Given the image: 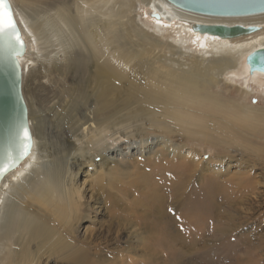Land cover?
I'll return each mask as SVG.
<instances>
[{"label": "rangeland", "instance_id": "374dc122", "mask_svg": "<svg viewBox=\"0 0 264 264\" xmlns=\"http://www.w3.org/2000/svg\"><path fill=\"white\" fill-rule=\"evenodd\" d=\"M130 1L135 4L133 8L121 9L119 3L112 4V14L121 13L127 31L120 49L123 55L151 50L155 58L175 69H187L197 62L203 63L195 47L193 51L170 48L167 35L157 38L159 44L152 46L151 41H156L151 31L144 27L146 20H150L149 13L143 15L144 10L138 6L139 0ZM12 2L19 12L29 16L32 23H42L54 14L52 7L41 3H33L32 6L30 2L25 4L21 0ZM29 56L31 72L23 79L22 92L29 115L33 118L35 132L41 126L42 135L37 143H41L42 149L38 151V157L41 163H46L51 161L52 151L62 152L67 145L85 146L90 128H95V125L88 123L84 126V121H80L72 128L58 117L60 110L71 105L66 98L61 99L60 86L73 75L66 64L67 54L62 52L59 43L55 41L51 45L41 41ZM134 63L135 60L130 65ZM87 65L94 70V63ZM219 81L220 88L226 85L228 92H238L243 104L251 107L252 112H258L252 117L264 114V77L254 79L252 76L228 74L221 76ZM59 101L62 103L60 110L57 108ZM82 113L84 117L92 118V111L84 110ZM164 117L162 121L169 122L171 130H161L145 117L142 118L144 122L132 119L126 128L115 127L98 147L88 151L84 149L83 156H70L69 168H72V172L68 176L81 200V218L75 219V223L68 221L69 226L55 223L48 239L30 243L27 250L18 244H10L0 251V264H163L170 256L190 264H264V120L244 118L240 121L237 118L236 122L255 126V129L230 134L217 128L219 123H225V117L220 114L219 120H214L215 131H208L210 135L216 133V137L209 139L202 134L212 130V127L207 129L209 125L206 126V122L199 118L189 120L187 126L190 133L185 136L176 130L178 127L175 123ZM190 160L198 166L200 175L191 180L186 194H180L170 187L167 189L169 192L162 188L161 194L164 195L160 201L148 196L146 191L157 186L159 181L155 179L152 186L145 184L142 178L144 174L152 173L158 163L170 161L166 166L171 165L177 170L182 163L190 165ZM213 183L219 191H226L228 198L224 200L225 193L219 195L221 210L228 212H224L226 215L223 219L229 223H223L238 222L237 226L234 225L236 231L231 240L221 242L210 236L193 238L191 229L186 226L185 231L183 229L181 209L189 201L188 194L202 198ZM101 184L105 186L103 193V188H98L102 187ZM104 194H108L107 198ZM161 205L167 206L163 209ZM226 205L232 208H224ZM160 217H164L165 221ZM168 233L173 235H166Z\"/></svg>", "mask_w": 264, "mask_h": 264}, {"label": "bare ground", "instance_id": "6f19581e", "mask_svg": "<svg viewBox=\"0 0 264 264\" xmlns=\"http://www.w3.org/2000/svg\"><path fill=\"white\" fill-rule=\"evenodd\" d=\"M21 1L25 4L30 2L31 5L41 3L54 9L52 16L36 24L32 23L25 13L19 12L10 0L23 39L27 44V53L20 59L23 79L31 72L30 51L38 47L41 41L51 45L55 41L58 42L62 52L67 54L66 64L70 66L69 70L73 73L72 77H67L66 83H62L59 91L63 95L60 96L61 99L66 98L71 105L68 108L66 105L60 110L62 103L59 101L58 117L70 124L72 128L80 121H84V126L88 123L94 124L95 128H90L91 132L86 137L85 146L83 144L77 147L67 145L62 152L52 151L51 161L41 163L38 151L42 147L37 140L42 135V129L41 126L37 127L35 132L33 118L28 111V121L33 137L32 152L15 171L5 177L0 186V251L8 248L10 244H18L19 247L27 250L30 243L48 239L53 233L55 223L69 226L68 221L71 223L81 218L79 214L81 200L71 184V177L68 176L69 172H72V168L70 167L71 170L69 168V158L75 154L83 156L84 149L88 151L98 147L115 127L126 128L132 119L144 122L145 117V120L158 126L159 129L171 130V124L162 121L165 116L164 119L175 123L179 128L176 130L186 136L190 133L187 126L189 120L199 118L206 122V126L209 125L207 129L212 127V130H206V134L202 135L214 139L216 133L210 135L208 131H215L214 120H219L220 114L225 117V123H219L217 128L230 134L239 133L244 129H255V126L241 125L240 121L244 118L252 121L264 120V114L252 117L258 112L255 110L252 112L251 107L245 106L238 92H228L229 88L226 85L220 88L221 81H219L221 76L228 74L252 76L254 79L264 77L263 73L251 74L247 63V59L253 53L264 50V13L234 17L207 16L182 10L167 0H139L138 6L144 10L143 15L149 13L150 20H146L149 23L145 22L144 27L151 31L154 41L157 42L151 41L152 46L156 47L159 44L157 38H164L167 35L166 39L172 46L169 45L170 48L193 51L195 47V51L200 54L202 61L204 60L203 63L197 62L187 69H175L155 58L151 50H142L128 55L121 53L122 40L127 36V31L120 17L121 13L112 14L114 8L112 4L119 3L121 9L133 8L135 4L130 0ZM195 25L242 26L258 29L234 39H220L198 33L194 29ZM134 60L135 63L130 65ZM205 61L207 63H204ZM89 62L94 63V70L89 69L87 65ZM127 65L130 66L127 67ZM84 110L92 111V118L84 117L82 113ZM237 118L240 119L239 122H236ZM241 135L245 136V134ZM170 163V161L158 163V166L152 169V173L151 171L143 173L142 178L145 184L151 185L155 179L159 181L157 186L151 187L149 192L146 191L150 198L160 201L164 195L161 194L162 188L167 190L170 187L179 191L180 194H186V189L192 184L191 180L199 174L198 166L191 160L190 165L182 163L177 170L171 165L166 166ZM98 188H103L102 193L105 191L103 185ZM222 193L226 196L224 200L228 199L226 191H219L213 183L210 191H207L202 198H195L188 194L189 201L181 209L184 231L186 226L191 229V231L188 230L193 238L210 236L221 242L231 240L236 231L234 225L237 226L238 222L232 223L229 220L230 224H224L227 221L223 219L226 215L224 212L227 211L221 210L218 202L219 195ZM105 194L104 197L107 198L108 194L106 196ZM101 197H103L102 194ZM161 206L164 209L167 205ZM162 218L164 220V217ZM171 235L173 234L169 236ZM252 255L256 256L253 252ZM163 264L190 263L170 256Z\"/></svg>", "mask_w": 264, "mask_h": 264}, {"label": "water", "instance_id": "95a60500", "mask_svg": "<svg viewBox=\"0 0 264 264\" xmlns=\"http://www.w3.org/2000/svg\"><path fill=\"white\" fill-rule=\"evenodd\" d=\"M172 5L189 12L207 16H245L264 13V0H167ZM11 15L20 31L23 47L17 45L18 58H13L0 41V169L5 164L10 170L0 175V186L11 172L15 171L31 154L33 137L28 121V108L22 92L23 67L20 59L27 53V44L9 0ZM0 18H5L4 6L0 5ZM200 34L215 36L220 39H234L241 35L257 31V27L224 25H195ZM247 63L251 74H264V50L253 53ZM27 127L32 137V147L27 155L21 154L19 139L20 129Z\"/></svg>", "mask_w": 264, "mask_h": 264}, {"label": "snow or ice", "instance_id": "6c2138e0", "mask_svg": "<svg viewBox=\"0 0 264 264\" xmlns=\"http://www.w3.org/2000/svg\"><path fill=\"white\" fill-rule=\"evenodd\" d=\"M0 5L4 6L5 18H0V41H3L6 49L12 55L13 58H18L17 45L23 47V41L21 39L20 31L18 26L11 15L10 4L6 3V0H0ZM21 154L27 155L32 147V137L30 131L27 127H23L19 132ZM10 170V165L5 164V166L0 169V175L6 173Z\"/></svg>", "mask_w": 264, "mask_h": 264}]
</instances>
